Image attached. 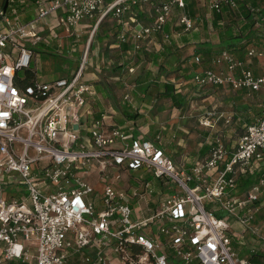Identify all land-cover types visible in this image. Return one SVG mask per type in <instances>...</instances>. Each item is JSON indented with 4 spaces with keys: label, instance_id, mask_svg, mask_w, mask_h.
I'll return each mask as SVG.
<instances>
[{
    "label": "built area",
    "instance_id": "1",
    "mask_svg": "<svg viewBox=\"0 0 264 264\" xmlns=\"http://www.w3.org/2000/svg\"><path fill=\"white\" fill-rule=\"evenodd\" d=\"M5 2L0 0V264H66L73 255L85 264H253V256L264 254V216L257 219L264 209V176L239 190L240 178L264 169V117L249 124L234 149L218 135L206 157L179 167L160 135L134 136L107 113L90 119L85 107L93 86L84 78L91 40L71 77L44 82L33 66L38 23L51 15L61 13L58 26L73 37L84 20L117 19L119 45L132 44L137 52L148 38L165 33L174 9L185 10L188 0L154 4L147 25L131 14L151 0H37V18L26 24L4 11ZM224 7L237 9L238 3L209 2L212 12ZM127 15L130 30L124 26ZM176 25L195 29L186 14ZM246 56L223 51L209 69L200 55L193 56L189 61L199 67L192 82L198 88L264 91V75L247 67L248 59H264V47L250 48ZM214 115L206 118L208 127ZM139 170L174 186L153 210L151 183L120 185L124 175ZM206 203L227 213L243 232L235 235ZM247 235L260 245L240 257L235 240Z\"/></svg>",
    "mask_w": 264,
    "mask_h": 264
},
{
    "label": "rangeland",
    "instance_id": "2",
    "mask_svg": "<svg viewBox=\"0 0 264 264\" xmlns=\"http://www.w3.org/2000/svg\"><path fill=\"white\" fill-rule=\"evenodd\" d=\"M146 6L142 3L139 4L138 11L140 12L138 13L140 16L142 15L141 12L144 15L148 14L149 11H146ZM7 14L9 15V10ZM84 22L90 23L87 29H83L85 35L76 37L83 33L82 29L78 27L76 32L79 35H75V39L60 27L61 31L50 32L44 38L47 42L46 45L52 46L50 52L41 48L40 45L34 47L36 64L33 66L38 70L42 81L51 82L57 77L73 76L81 66L86 47L91 40L90 45L92 44V46L90 47L84 80L91 83L93 76L96 80L93 83L97 93V97L95 96L96 98L93 99L94 113L99 114L97 103H100L104 110L111 113L109 115L114 117L115 123L123 126L127 122V118L123 114L124 106L126 105L132 114L137 111V119L130 120L135 122L133 124L134 131L142 132L143 130L146 138L149 139L155 138L159 134L167 156L177 166L183 167L186 163L194 164L201 161L208 155L211 144L218 135L223 137L228 149L232 150L249 124L256 123L263 117L264 92L258 96L243 99L238 97V93L231 91L230 88H198L191 82L192 76L188 80L182 76L183 72L170 76L168 81L178 86V93L185 97L186 106L181 109L175 108L171 99L159 97L157 91L154 92L152 101L148 103L144 97V90L148 82L146 83L147 80L142 77H144V71H149L152 67L145 60H142L141 63L137 61L138 58L145 59L144 53L146 54L152 46H150L149 40L144 43L143 46L145 47L144 50L141 49L142 51L136 52L132 48L130 54H114V50L107 46L109 41L101 43L98 37L99 34L104 35L105 32L120 25L119 21L108 17L100 23L99 18ZM256 27L255 30H263L264 20L258 23ZM155 42H157L156 39ZM214 44L217 45V43ZM152 48L155 49L156 47L153 46ZM256 48H259L257 49L259 51L262 50L261 45ZM194 54L195 51L191 48L185 51L184 56L190 60L189 58ZM213 59L210 60L209 67L206 68H213ZM185 62L187 68L192 70L191 62ZM132 68H134L133 72H131ZM259 71L261 72V69ZM150 79L152 81L153 78ZM162 87L161 85V91L163 90ZM209 113L215 114L211 119L213 127H208L206 123ZM86 130L90 132L89 128ZM192 185L190 184V186ZM159 187L156 194L149 195V200L153 201L154 199L149 204V208L152 210L158 200L172 194L170 192L174 188L172 183ZM21 188L23 189V187ZM240 189L241 192H244L242 187ZM137 206L135 205V207ZM141 207L146 208V205L141 204ZM206 207L212 209L218 218L221 217L233 224L232 218L227 213L218 211L217 206L206 203Z\"/></svg>",
    "mask_w": 264,
    "mask_h": 264
},
{
    "label": "crops",
    "instance_id": "3",
    "mask_svg": "<svg viewBox=\"0 0 264 264\" xmlns=\"http://www.w3.org/2000/svg\"><path fill=\"white\" fill-rule=\"evenodd\" d=\"M36 1L37 0H30L27 3V5L21 7L19 13L15 16V18H13V17H11V18L12 19H18L19 22L20 23H23V24L33 22V20H35L37 18ZM45 1L47 2V4H49L52 0H45ZM151 1L153 3L152 4H147V6H146V11L147 12L149 11L148 14L146 13V15H144L141 12L142 15L140 16V14L138 13V12H140V11H138V8H134L133 11H132L131 17H133V16L134 17H137V18H139L143 22V24L147 25L148 23H150L153 20V18L151 17V15L154 14L153 13V5L154 4H162V3H164L165 1H168V0H151ZM209 2H210V0H188L187 6L185 8V10H186L185 12L187 13V16L190 19H192L193 21H195V27H194L195 29L192 30L191 32H186V31H184V29H182V27L179 28L176 25L177 24V20L181 16V13H182V12H180V10L178 11L177 9H174V11H173V13H174L173 16L174 17L172 18L173 21L175 20V23H172V21L169 22L168 25L166 26V28L168 27V29H171V30H173L174 28L176 29L175 31L173 30V36H176V35L179 36L180 33H181V30L183 31L182 32L183 34H186V33L190 34L189 37H188L189 43H194V42L195 43H198L200 40H203L204 38H211V41H212V44L213 45H214V43H217L218 44V42H219L218 28H216L215 23H214V16H215L214 14L215 13L212 12V11H210V9H209ZM252 4H253V0H245L244 1V4H242V2L239 4V7L236 10L237 13H238V15H236V18L235 19L236 20L239 19L240 26H244L245 23H246L245 20L243 21V16H242L243 10H244L243 8H245V6L246 7H249V8L256 7V8H258L257 9V11H258L257 13H260L261 10H263V7H264V0H257V3H256L257 6H253ZM251 10H252V8H251ZM227 13H225L226 14V20L218 23L220 25V27L226 25V22H227V19H228L227 18L228 17L227 16ZM60 14L61 13L51 15L49 17V19L46 20L45 23H38V30L37 31H38L39 36H40L41 39H40V41L38 42L37 45L42 46L41 48H44V50L47 49L49 52L51 51L50 49L52 48V46L46 45L47 42H46V39H44V38H45L46 34H48L50 32H54L55 30L56 31L57 30H60V31L62 30L58 26V19L60 17ZM127 16L130 17L129 15H127ZM128 17H127V20L124 22V26L126 27L127 30H130V28H131V17L130 18H128ZM255 17H256L255 15H252L251 20L252 19H255ZM96 20H97V18H96ZM84 21L81 23L80 26H78V27H80V29H82L81 31L83 32L81 36L85 35V31H83V29H87L90 26V23L89 22L88 23H85ZM260 22L261 21H259V23ZM200 28H201V30H200ZM255 28H257L256 25H255L252 33L261 34V31H263L262 29L255 30ZM178 30H179L180 33L177 32ZM70 39L72 40V38H70ZM114 39L112 40L113 42H111L110 39H108V38L107 39H104L103 41H101V40L100 41H101V43H103L105 41H109L107 46L109 47V49L114 50V54H116V53L117 54H120V55H122V54H130V50L132 48L134 50V47H133L132 44H126V46L129 47V48L127 49L126 52H124V50H123L124 47H122L123 44L119 45V42H118V38L117 37L114 38ZM155 39L157 40V42H155ZM148 40H149L150 46L152 45L151 48L149 49L148 53L149 52L157 53V52L163 50V46L161 44V41H162L161 36H153L151 38H148ZM263 42H264V40H262V42H261L262 43L261 44L262 49L264 47V43ZM143 45H144V43H143ZM91 46H92V44L89 46V48ZM153 46L156 47V48L155 49L152 48ZM144 47L145 46H143V48ZM199 47L200 46L198 45L197 47H190L189 49L193 48L194 51H195V54L194 55H196ZM143 48H142V50H144ZM250 48L259 49V48H256L255 46H250V47L247 48V52H248V50ZM247 52H246L245 56L242 57V58H239L235 54L234 55L237 58L241 59V60H244V59L246 60ZM216 55H218V54H216ZM193 56H191L189 59H191ZM35 57H36V50H35V56H34V60H33V65L36 64ZM138 63H141V61L138 62ZM191 65H192V63H191ZM247 67H249L253 71L254 75H256V76H259L260 77V76H263L264 75V59H256V58L248 59V65H247ZM136 68L138 69V66ZM259 69H261V72L259 71ZM133 70H134V68L131 69V72H133ZM146 73H147V71H144V75ZM193 74H194V71L192 72V76H193ZM37 77L40 80H42L41 77L38 74V70H37ZM60 78H64V77H57V78H55V79H53L51 81H54V80H57V79H60ZM142 78H145V76L142 77ZM91 81L92 82L89 83V84H91L93 86V89H92V94L89 96L88 103H87V105L85 107V111H86L87 114H90V115L93 114L92 116H90V119L91 120H93V119L96 120V116L98 114L96 115L94 113V107H93V104H94V100L93 99H95L97 97V93H96V89H95V84H93L94 81H96L95 78H94V76H93V78H92ZM225 88H228V87H225ZM230 90L231 91H235V90H233L231 88H230ZM235 92L238 93L237 94L238 97H242L243 99H246V98H249L251 96H255V95L258 96L260 93H262L264 91H261V92H248V91H245V90H241V91H235ZM145 100H146V98H145ZM135 112L137 113V111H135ZM103 113L111 114V113H108L107 110H104L101 107V110H99V115H102ZM123 114L127 118V115H125V113H123ZM130 114L133 115L132 112H130ZM137 117H138V113H137ZM137 117H135V119H137ZM263 117H264V115H263ZM130 120H134V119L127 118V122L123 126L115 123L114 117H113V120L112 121L117 126L119 125V126L123 127L124 129H126L127 132L132 133L134 136L141 137V138H146V135L143 133L144 132L143 130H142V132L141 131L136 132V130L134 131V128L135 127H133V124L135 122H131ZM250 124H253V123H250ZM146 139H149V138H146ZM151 139H153V138H151ZM162 147H163V145H162ZM195 164H197V162H195L194 164L193 163H190V164H187L186 163L185 165L187 166V168H190V167H193ZM138 179H139V181L140 180H144L146 182L151 183L152 187H154V190H155V193L154 194H156L158 192V187L159 186H165V185H169L171 183L170 181H168L166 179H164V180L156 179L155 177L151 176V174L149 172H147L145 170H139L135 174H129V175L126 174V175H124V180L122 182V185L121 184L120 185L123 188H136L139 185L138 184V182H139ZM242 189L245 190L246 188H242ZM239 190H241L240 187H239ZM10 196L11 197H13V196L14 197H18L16 195H10ZM163 198H161L160 200H162ZM160 200H158V201H160ZM153 201H154V199H153ZM263 201H264V199H263ZM263 216H264V209H263L262 213L258 216L257 219L259 220ZM231 225H232V231H233V233L235 235L236 234L237 235H240L243 232L242 227L239 224L235 223L234 221H233V224H231ZM259 245H260V242L258 240H256L255 238H251L250 236L247 235L246 238H245V241H243V242H241V241L239 242V238H236L234 247L237 249L240 257H245V256H247L249 254V250L251 248H253V246H259ZM257 255H256V257L253 256L252 263L253 264H264V254H260L261 256H259V255L257 256ZM66 262H67L66 264H85L82 261V256L81 255H73Z\"/></svg>",
    "mask_w": 264,
    "mask_h": 264
},
{
    "label": "trees",
    "instance_id": "4",
    "mask_svg": "<svg viewBox=\"0 0 264 264\" xmlns=\"http://www.w3.org/2000/svg\"><path fill=\"white\" fill-rule=\"evenodd\" d=\"M9 6L7 11L9 10V16L15 18V16L19 13L21 7L27 5V3L30 1L28 0H9ZM239 4L242 2L244 4L245 0H236ZM257 0H253V6L256 5ZM237 7V8H238ZM243 8V7H242ZM251 8L255 11H252ZM246 7L243 8V21L245 20L246 23L244 26H240L239 19H235L237 13V9H231L229 7H224L222 9L221 13L214 12V23L216 28H218V35H219V42L217 45H213L211 38H204L203 40H200L198 43H189V35L188 33L183 34L182 30L181 33L179 30L177 31L180 33V35L173 36V30L176 29L172 28L168 29V27H165V33L163 34H157L155 36H161V44L163 46V50L154 53V52H147L144 53L145 59L138 58L137 62L144 61L147 63H150L152 69L149 70L144 75L148 82V85L146 89L144 90V96L149 103L153 97L154 92L157 91V94L159 97L162 98H169L171 99L173 106L177 109L183 108V106L187 105L186 99L184 96L180 95L178 93L177 85L173 82H169L168 79L170 76L174 74L182 73V76L186 79H190L192 76V72L198 69L199 65L193 63L191 65L192 70L190 68H187L186 62L189 61L188 57L185 58V51H187L190 47H197L200 46L196 55H200L202 58L203 67H209L210 60L214 57L216 54H219L223 51H228L230 53H233L237 55L239 58H242L245 56L247 52V48L250 46H259L262 43V40H264V29L261 31V34L252 33L255 25L259 23V21L264 20V7L263 10H261L260 13H257L256 7ZM227 10V11H226ZM179 11V10H178ZM186 10H181V14H186ZM228 12V13H227ZM227 13V22L226 25L220 27L218 24L219 22H222L226 20V14ZM252 15H256L255 19L251 20ZM174 17V16H173ZM130 18V17H129ZM172 23H175V20H172ZM241 23V22H240ZM173 27V26H172ZM121 27L119 25L113 27V29H110V31H107L104 33V35H100L98 39L103 41L104 39H110L111 42L114 38L118 36L119 33H121ZM191 32V31H189ZM165 34H170L171 38L169 41L165 40ZM75 38V37H72ZM123 50L124 52L127 51L129 47L126 46V44H123ZM142 51V50H140ZM154 71V72H153ZM188 74V75H187ZM150 78H153L152 81ZM192 82V79H191ZM193 83V82H192ZM194 84V83H193ZM163 86V90H160V86ZM136 96V95H135ZM139 97V96H136ZM140 98V97H139ZM101 104L97 103V108L101 110ZM123 113L127 115V118L134 119L137 117V113H134L133 115L130 114L128 107L125 105L123 108ZM101 115L96 116V120L100 119ZM250 122V120H249ZM264 176V169L263 168H255L250 173L246 174L244 177L239 179V186L242 188H248L252 184L256 183L261 177ZM261 256L260 254H258ZM257 255V256H258ZM256 257V256H254Z\"/></svg>",
    "mask_w": 264,
    "mask_h": 264
},
{
    "label": "water",
    "instance_id": "5",
    "mask_svg": "<svg viewBox=\"0 0 264 264\" xmlns=\"http://www.w3.org/2000/svg\"><path fill=\"white\" fill-rule=\"evenodd\" d=\"M6 2H5V5H4V11H7V9H8V6H9V0H5ZM78 127L77 126H75V129H77Z\"/></svg>",
    "mask_w": 264,
    "mask_h": 264
}]
</instances>
